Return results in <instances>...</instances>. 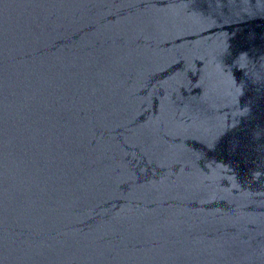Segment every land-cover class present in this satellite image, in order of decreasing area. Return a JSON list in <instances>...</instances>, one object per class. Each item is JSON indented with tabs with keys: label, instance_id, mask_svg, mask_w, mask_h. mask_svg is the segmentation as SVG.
Here are the masks:
<instances>
[{
	"label": "water",
	"instance_id": "water-1",
	"mask_svg": "<svg viewBox=\"0 0 264 264\" xmlns=\"http://www.w3.org/2000/svg\"><path fill=\"white\" fill-rule=\"evenodd\" d=\"M0 264H264V0H0Z\"/></svg>",
	"mask_w": 264,
	"mask_h": 264
}]
</instances>
